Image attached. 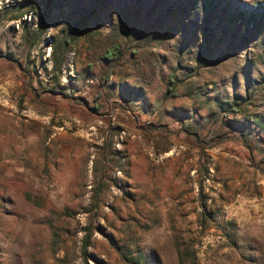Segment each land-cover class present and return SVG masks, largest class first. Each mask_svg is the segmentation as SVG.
I'll use <instances>...</instances> for the list:
<instances>
[{
    "label": "rangeland",
    "instance_id": "374dc122",
    "mask_svg": "<svg viewBox=\"0 0 264 264\" xmlns=\"http://www.w3.org/2000/svg\"><path fill=\"white\" fill-rule=\"evenodd\" d=\"M160 1L0 0V264H264V0Z\"/></svg>",
    "mask_w": 264,
    "mask_h": 264
},
{
    "label": "trees",
    "instance_id": "16d2710c",
    "mask_svg": "<svg viewBox=\"0 0 264 264\" xmlns=\"http://www.w3.org/2000/svg\"><path fill=\"white\" fill-rule=\"evenodd\" d=\"M53 1V0H52ZM151 1V5L153 6L154 4L157 3H161L160 0H149ZM181 0H166L167 5H170L171 7L168 8V10L173 11L175 7H177L179 5ZM218 1L220 0H205L206 2V12L208 15H211L213 13V11L216 8V5L218 4ZM145 0H140V4H144ZM235 12H232L230 14H228L227 16V26H225L223 28V33L226 35L228 34V32L230 31L231 25L235 22L236 17L234 15ZM264 17V6L260 3L259 7H257L256 9L254 8L252 10V13L247 14V16L242 15L239 19V21H243L244 25L246 26L247 29V33L252 34L254 29H256V27L259 26L262 18ZM206 22L208 23V31L211 33V29H212V25L210 24L211 19L210 18H206L205 19ZM209 33V34H210ZM237 43L239 41L242 40V38L235 36ZM241 44V43H240ZM239 43L237 45H240ZM236 45V42H235ZM119 46L115 45L113 46L107 53V55L105 56V58L108 61H113L117 58V53L119 51ZM106 80V78L104 79ZM171 82H173V84L171 85V89H173V87H175L174 83H175V76H172ZM66 95H68V93L66 92ZM233 111L236 113H240V110L238 108H233ZM248 120L253 122V123H258L259 120L258 118L254 117V116H248ZM26 198L31 201L32 203H34L37 206H42L43 202L40 199H35L32 194L30 192L26 193ZM90 243V236H87L85 239V250L84 253H87V247L89 246ZM146 262V259L142 256H140L139 260H134L133 264H144Z\"/></svg>",
    "mask_w": 264,
    "mask_h": 264
}]
</instances>
